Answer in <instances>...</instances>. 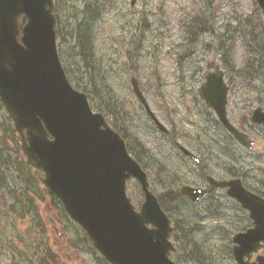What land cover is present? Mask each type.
Segmentation results:
<instances>
[{
	"label": "rangeland",
	"instance_id": "1",
	"mask_svg": "<svg viewBox=\"0 0 264 264\" xmlns=\"http://www.w3.org/2000/svg\"><path fill=\"white\" fill-rule=\"evenodd\" d=\"M87 1L54 0L60 61L72 85L78 83L90 90L73 85L86 94L92 110L102 113L110 126V121H115L116 131L124 133L129 153L146 166L152 192L157 195L182 184H206L204 172L228 177L231 162L230 170L245 184L264 192V129L249 120L256 105L264 107V55L258 56L254 75L244 77L241 71L247 61L248 34L257 22L256 0H136L133 7L132 0H95L98 16L91 25L90 60L81 57L75 32ZM197 18L203 19V24ZM192 27L199 28L196 34L190 32ZM215 64L224 70L229 87L228 118L255 139L250 151L233 142L198 96L199 85ZM131 76L137 78L158 118L177 133L178 141L199 153L202 166L181 155L155 127L132 90ZM93 89L99 92L97 96ZM105 99L110 101L108 110ZM12 130L13 122L0 103V147L3 155L11 157L0 169V181L4 180V189L0 188V264H34L46 246L56 255V264H110L52 198L43 173L17 165L18 159L25 162V158ZM228 155L233 156L232 161ZM160 166L164 169L159 170ZM11 188L37 213V226L29 211L21 216L10 208ZM126 192L139 208L143 192L136 179L127 180ZM163 209L173 226L170 239L175 252L171 257L177 264H198L200 245L213 255L220 253L219 264H234L226 252L236 232L228 214L243 211L223 191L212 190L198 204L182 196ZM18 210H22L20 205ZM176 223L184 231L175 229ZM28 231L34 232V240ZM192 252L197 260L191 257Z\"/></svg>",
	"mask_w": 264,
	"mask_h": 264
},
{
	"label": "water",
	"instance_id": "2",
	"mask_svg": "<svg viewBox=\"0 0 264 264\" xmlns=\"http://www.w3.org/2000/svg\"><path fill=\"white\" fill-rule=\"evenodd\" d=\"M256 1L264 12V0ZM22 15L26 20L20 28ZM130 81L148 116L167 134L137 79ZM227 93L224 71L215 65L205 74L198 94L233 138L250 149L254 140L227 116ZM0 99L13 120L26 162L43 172L46 186L109 263L177 264L169 256L175 250L169 239L170 219L151 191L146 171L65 74L56 48L53 0H0ZM250 118L264 128L262 107L253 109ZM177 145L197 160L185 146ZM129 178H135L143 192L139 209L126 192ZM207 180L226 187V194L248 211L254 224L232 238L236 263L264 264V253L249 259L264 241V198L245 188L240 178ZM206 191L192 185L180 188L193 202Z\"/></svg>",
	"mask_w": 264,
	"mask_h": 264
},
{
	"label": "trees",
	"instance_id": "3",
	"mask_svg": "<svg viewBox=\"0 0 264 264\" xmlns=\"http://www.w3.org/2000/svg\"><path fill=\"white\" fill-rule=\"evenodd\" d=\"M94 2H95V0L87 1V4L85 5V8L82 12L83 15H82V17H81L80 21L78 22L77 27L75 29L76 42H77V46H78L80 55H81V57H83L87 60L91 59L92 47H93V35L91 32V25H92L93 21L95 20L96 16H98V13H97L98 6L93 5ZM255 8H256V12H257V14H256V17H257L256 21L257 22H255L253 24V26L251 27V31H249V34H248L249 39L247 41V46H246L247 61L241 70L242 72H244L243 73L244 77L254 75V72L257 71L254 64L259 66V63H258L259 57L258 56L264 55V15H263V12L260 9H258V7H255ZM197 19H198L199 23L203 24V22H204L203 19H201V18H197ZM250 20H248V23ZM24 21H25V17L22 16L21 20H20V24L22 25L24 23ZM255 25H257V26H255ZM198 30H199V28H196V27L190 28V32L193 34H196L198 32ZM229 63H230V66L232 67L233 66L232 62L230 61ZM240 72L238 71L239 75H241ZM66 74H67L68 79L71 81L68 72H66ZM73 85L76 88L81 89L85 92L90 91L85 86L81 87L78 83H75ZM93 91H94V96H97L99 94V92L97 90L93 89ZM105 100H107V99H105ZM104 103L106 105L104 108L108 110L109 106H110V101L107 100V101H104ZM101 105L102 104L100 103L99 109H102ZM110 124L115 130H118V127H117L115 121H110ZM240 128L243 130H246L243 127H240ZM121 136L123 138L125 137L123 132H121ZM233 142H234V140H233ZM126 146H127L128 151L130 152L131 149L128 146V144ZM3 153H4V151H3L2 147H0V169L3 165H6L11 160V157H8L6 154L3 155ZM134 157L142 165V167L145 169L146 166L141 163L140 158L135 154H134ZM16 162H17V165L19 167L20 166L27 167V168L31 169L33 172H35V171L37 172L36 169H33L32 167H30L22 159H18V161H16ZM162 169L163 168L160 166L159 170H162ZM2 171L5 173L7 170L3 169ZM204 173H206V172H204ZM230 173H231L230 176H239V174L236 173L234 170L233 171L230 170ZM22 174H24V172H22ZM22 174L19 175V179L23 178ZM246 185H247V187H250V186H248V184H246ZM0 188L4 189V180L0 181ZM250 188H252V187H250ZM252 189L254 191L260 193V191L257 190L256 188H252ZM9 190L11 193L10 196L12 197V200H13V202L9 206L13 210V212L15 214L23 216L24 215L23 213H25V212L28 213V211H29L30 215L32 216L31 217L32 223L37 226L40 223V219L38 218L37 213L31 212V210L28 209L27 206H25V202L23 201V198L20 196V194L17 193L16 188H11ZM50 194H51L53 199L56 198L51 192H50ZM260 194L264 195V192H261ZM156 196H157L161 206L166 209V207L169 203L177 200L178 198L182 197L183 195L180 193L179 189H176V190L170 189V190L165 191V192L163 191L162 193H159ZM56 200H58V199L56 198ZM1 202H2V204H6L5 201H1ZM17 205H20L22 210L17 211ZM26 205H27V203H26ZM61 208H62V206H61ZM62 210H63V208H62ZM4 215H6V214H4ZM176 228L184 231V228L181 227L180 224H178V223L175 224V229ZM33 233L34 232L28 231V234L31 235V239L34 240L35 237L32 236ZM184 235L188 239V237H187L188 234L185 233ZM175 237H177V234L175 235ZM0 239L3 240L1 238V234H0ZM85 239L88 243H91L90 239L88 238V236L86 234H85ZM192 248H195V246ZM191 257L194 260H197L196 256L193 255V252H192ZM38 258L39 259H37L38 261H36V262L39 264H56V255L52 254L50 249L47 246H46L45 250L43 251L42 256H40Z\"/></svg>",
	"mask_w": 264,
	"mask_h": 264
},
{
	"label": "flooded vegetation",
	"instance_id": "4",
	"mask_svg": "<svg viewBox=\"0 0 264 264\" xmlns=\"http://www.w3.org/2000/svg\"><path fill=\"white\" fill-rule=\"evenodd\" d=\"M215 66V65H214ZM214 66H213V68H214ZM203 102V101H202ZM167 137H169V139H170V142H171V144L173 145V146H175V148H177L178 149V146H177V144L179 143V144H181L179 141H178V135H177V133H174L171 129H170V132H169V134H167ZM195 145H197V143H195ZM198 145H200V144H198ZM185 146V145H184ZM189 149V148H188ZM190 151H192L194 154H195V156H197L198 157V159H199V161L198 162H195L197 165H201L202 166V164H203V161H202V159L201 158H199V153L197 152V151H194L193 149L191 150V149H189ZM178 151H179V153L181 154V155H183L185 158H187V159H189V160H191L187 155H185V154H183V153H181V151L178 149ZM229 157H228V161H232L231 159H233V156L232 155H228ZM192 161V160H191ZM232 163V162H231ZM231 163L229 164V165H227V169H228V173L230 172V169H232V166H231ZM208 165H206V167H207ZM205 167V168H206ZM208 174H210V173H208V172H206V173H204V179H205V176L206 175H208ZM210 175H212V174H210ZM227 175V174H226ZM231 174L229 173V175H227L228 177H224L225 179H229V178H233V176H230ZM214 176V175H213ZM201 186H205V184H201ZM212 190H216V189H214V188H212V187H208V193H210ZM220 190L221 191H223V192H226V189L225 188H220ZM209 195V194H208ZM3 199V194H0V199ZM206 197H204L203 199H205ZM230 200H232L235 204H239L233 197H228ZM243 212L241 213V214H228V217H229V221L231 222H229L231 225H233V226H235L236 227V232H240V231H244V230H246L247 228H249L250 226H252V222H251V220L249 219V216H248V213L245 211V210H242ZM236 232H234V233H236ZM233 233V234H234ZM233 236V235H232ZM232 236H231V238H230V240H229V243H228V251H226V252H228V257L227 258H230L231 260H233V255H232V247H233V240H232ZM198 249H199V260H200V262H199V260H198V264H211V263H213V264H219V254L220 253H218V254H216V255H213L210 251H205L202 247H201V245L200 246H198L197 247ZM226 250V249H225ZM261 251V253L264 251V243H263V247H262V249L260 250ZM255 256H256V254H253L252 256H251V260H253L254 258H255ZM233 262H234V260H233ZM34 264H39V263H34ZM234 264H236V263H234Z\"/></svg>",
	"mask_w": 264,
	"mask_h": 264
},
{
	"label": "bare ground",
	"instance_id": "5",
	"mask_svg": "<svg viewBox=\"0 0 264 264\" xmlns=\"http://www.w3.org/2000/svg\"><path fill=\"white\" fill-rule=\"evenodd\" d=\"M160 165V164H159ZM164 169V168H163ZM157 170V169H156ZM164 171V170H163ZM198 208V207H197Z\"/></svg>",
	"mask_w": 264,
	"mask_h": 264
}]
</instances>
